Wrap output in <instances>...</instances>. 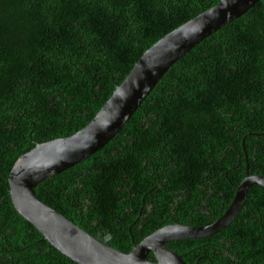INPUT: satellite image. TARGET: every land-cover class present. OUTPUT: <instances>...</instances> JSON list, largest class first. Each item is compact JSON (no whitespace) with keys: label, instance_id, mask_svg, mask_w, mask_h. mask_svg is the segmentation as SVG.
<instances>
[{"label":"trees","instance_id":"trees-1","mask_svg":"<svg viewBox=\"0 0 264 264\" xmlns=\"http://www.w3.org/2000/svg\"><path fill=\"white\" fill-rule=\"evenodd\" d=\"M217 1L0 0V264H77L16 213L7 171L36 143L84 126L143 50ZM263 131L257 0L172 63L104 145L33 192L100 242L129 251L162 225L210 223L244 164L264 176ZM165 245L185 264H264V188L251 185L216 233Z\"/></svg>","mask_w":264,"mask_h":264},{"label":"water","instance_id":"water-1","mask_svg":"<svg viewBox=\"0 0 264 264\" xmlns=\"http://www.w3.org/2000/svg\"><path fill=\"white\" fill-rule=\"evenodd\" d=\"M256 1L218 0L170 30L143 50L84 126L68 136L36 143L14 158L7 171L6 182L10 203L16 213L53 248L77 264H185L180 254L165 243L203 238L225 227L240 209L247 189L251 185L264 188L263 175L249 174L244 164V175L236 185L231 200L210 223L193 226L173 222L162 225L137 243H131L129 251L125 252L100 242L38 200L33 187L104 145L123 126L172 63L210 33L239 17ZM246 136L250 134L243 138ZM241 151L244 161L242 146Z\"/></svg>","mask_w":264,"mask_h":264},{"label":"bare ground","instance_id":"bare-ground-1","mask_svg":"<svg viewBox=\"0 0 264 264\" xmlns=\"http://www.w3.org/2000/svg\"><path fill=\"white\" fill-rule=\"evenodd\" d=\"M51 177V176H50ZM41 182V181H40Z\"/></svg>","mask_w":264,"mask_h":264}]
</instances>
